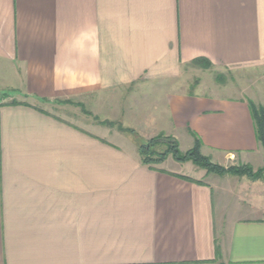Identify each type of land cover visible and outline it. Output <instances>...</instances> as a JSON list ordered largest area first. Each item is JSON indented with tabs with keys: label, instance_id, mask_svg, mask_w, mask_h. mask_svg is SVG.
Returning <instances> with one entry per match:
<instances>
[{
	"label": "crops",
	"instance_id": "0c3cea01",
	"mask_svg": "<svg viewBox=\"0 0 264 264\" xmlns=\"http://www.w3.org/2000/svg\"><path fill=\"white\" fill-rule=\"evenodd\" d=\"M198 58L264 63V0H0V264H264L263 209L205 179L239 175L150 167L129 133L39 103L126 90L119 112L153 116L141 140L197 135L214 164L264 168L247 101L179 88Z\"/></svg>",
	"mask_w": 264,
	"mask_h": 264
},
{
	"label": "rangeland",
	"instance_id": "374dc122",
	"mask_svg": "<svg viewBox=\"0 0 264 264\" xmlns=\"http://www.w3.org/2000/svg\"><path fill=\"white\" fill-rule=\"evenodd\" d=\"M213 66L211 68H207L205 66H200L197 63H192L190 66H187L184 70L185 76L184 78L180 80L182 85L179 87L181 91L185 92H191L193 93H203L206 95H211L215 97H222V98H228V99H234V100H241V101H247L251 100L256 105L264 106V63L257 64V65H247V66H241V67H232V68H224L219 70H212ZM14 93V92H13ZM131 93V92H129ZM126 90L123 91H117L112 92L111 94L108 92L107 97H91V98H84V97H78L74 99H62V100H56L55 102H39L41 105L49 106L52 112H54L56 115H59L65 119H69L71 121H74L75 123L79 124L80 126H84L85 128L95 132L100 133L101 131L98 130L100 127L96 125H103L104 127H111L113 132L120 131V125L124 128H133L136 130V132L140 133L141 135L148 134L151 131V125L150 122L153 118L152 114L146 110H148L150 107L146 104V101H143V98H141V101L139 98H135L137 100V108L138 110L137 115L136 113L131 112H125L121 113L119 112L120 105L123 107V104L126 103V101L132 102L131 99H128V96L130 95ZM149 98L155 103L156 105L161 106L160 100L162 92L155 91L149 92ZM24 96L19 93H12L8 94V102L11 103H19V101L23 102L25 98ZM102 99V100H101ZM108 102L106 106L108 108H101L95 105L96 103L105 101ZM136 103V102H135ZM152 103V104H153ZM129 105V103H126ZM146 104V105H145ZM121 107V108H122ZM115 110L114 112H109L108 110ZM108 111V112H107ZM150 113V114H149ZM140 114V115H139ZM105 118H112L113 121L110 123L112 124H105ZM111 119V120H112ZM120 119V121H119ZM102 122V123H101ZM107 122V121H106ZM155 128V126H154ZM124 134V132H121ZM124 136V135H123ZM107 138V137H106ZM123 138V137H122ZM145 141V139H143ZM123 140H121V143L123 144ZM129 144H127L128 146ZM186 143H182L181 147H186ZM166 145H161L159 148V151H163L165 149ZM184 152V150H182ZM257 157V156H256ZM169 158V159H168ZM167 159L164 160L160 166H164L167 169H178V166H175L176 162L172 160V157L169 156ZM259 157H257V162L253 161L251 164L252 170L255 172L258 170V168L261 165V162L258 160ZM175 162V163H174ZM260 163V164H259ZM227 167L231 166H241L242 161L240 160H233L228 161L224 164ZM181 170L188 173L191 176H202L203 170L199 167H196V165H193L192 163L188 162L185 165H181ZM197 168V169H195ZM197 170V171H196ZM214 177H217L218 180L221 182H233L235 183V186L238 187L237 195L240 196V198H233L234 202H238L239 205L243 203L248 204H254L255 207L259 209H263L264 213V181L263 178L258 177L257 179H252L248 174H245L243 176H231L226 178H221L220 176H217L213 174L210 177L205 178L208 181H211L214 179ZM230 179V181H229ZM218 194V195H217ZM221 193H218V190L216 191L215 196H220ZM245 206V205H244ZM242 206V207H244ZM247 206V205H246ZM247 210L249 213H251V210ZM244 213V211L242 212ZM253 215H257V212L255 211L252 213ZM244 215V214H241Z\"/></svg>",
	"mask_w": 264,
	"mask_h": 264
},
{
	"label": "trees",
	"instance_id": "16d2710c",
	"mask_svg": "<svg viewBox=\"0 0 264 264\" xmlns=\"http://www.w3.org/2000/svg\"><path fill=\"white\" fill-rule=\"evenodd\" d=\"M193 63H197L198 65L205 66L207 68H211L212 65L208 60L203 58H198L193 61ZM47 101V100H43ZM247 106L250 109L252 119L255 125V132L257 137V142L262 146L264 149V106L256 105L253 101L247 100ZM102 123V122H101ZM109 124L110 121L105 122V124ZM112 124V123H110ZM119 129L121 132H126L134 137L138 142V149L139 154L141 156V162L150 167H154L156 165L161 164L167 159L169 156L173 158V160L177 162L187 163L191 162L197 167L204 169L209 174L210 173H217V174H233L243 176L248 174L252 179H257L258 177L263 178L264 180V168L257 170L256 172L252 170L250 165H241V166H231L225 168L223 166L214 164L211 159L204 156L201 153L202 142L200 141L197 135L195 136V144L192 149L188 150L187 152H181L179 149L178 143L169 137H165L164 135H158L157 137L151 138L149 140H141L137 137V133L134 129L124 128L120 125ZM161 145H166L163 151H159Z\"/></svg>",
	"mask_w": 264,
	"mask_h": 264
}]
</instances>
